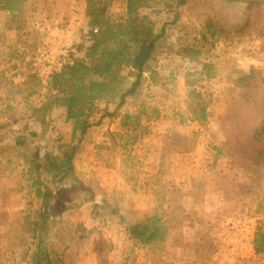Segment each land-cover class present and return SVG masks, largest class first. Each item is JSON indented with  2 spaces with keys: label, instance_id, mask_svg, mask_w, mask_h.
Returning <instances> with one entry per match:
<instances>
[{
  "label": "rangeland",
  "instance_id": "1",
  "mask_svg": "<svg viewBox=\"0 0 264 264\" xmlns=\"http://www.w3.org/2000/svg\"><path fill=\"white\" fill-rule=\"evenodd\" d=\"M126 1L117 0L113 9L121 10L120 5ZM165 1L155 0L144 12L155 16L157 10L167 8ZM86 5L87 0H0V124L9 123L0 129V264H31L30 255L40 235L34 223L41 218L42 199L31 187L27 174L23 177L28 165L21 176L18 162L22 157L31 158L44 136L39 130L38 135L31 136L30 131L36 127L29 123L27 145L15 144L16 135L23 134L21 129L27 121L24 107L27 111L30 108L27 101L21 105L24 97L31 105L40 103L43 99L37 93L46 94L49 79L32 72L28 60L49 48L53 72L63 60L64 43L84 44ZM248 20L264 30V0H189L179 21L166 26V51L150 63L162 81L153 84L150 71H144L150 83L146 81L140 95L130 97L124 105L147 110L151 118L146 114L139 121L133 118L131 127L114 131L121 135L105 134L106 139L115 140L112 145L86 147L78 169L75 164L77 180L55 188L52 209L58 214L48 222L45 236L53 246L57 264H264V252L256 253L252 243L257 226L264 228V180L251 183V175L220 148L213 137V126L205 125L189 109L188 92L186 98L180 97L184 87L189 90V73L200 68L202 62L214 61L219 74L205 81L204 96L210 99L212 87L216 98L211 105L212 117L224 116L225 127L221 126L219 137L233 134L238 94L231 95L226 87L230 70H249L253 65L264 72V36L250 30ZM178 47L197 50V58L177 54ZM179 68L185 76L183 83L178 82ZM19 74L26 79L13 80ZM124 74L129 76L127 70ZM7 88L10 93H6ZM29 90L38 92L31 98L26 95ZM16 98H21L18 104ZM160 108L168 110L162 113L163 118L157 112ZM247 115L245 109L243 121ZM99 116L100 110L95 117ZM68 122L73 130V122ZM102 123L89 129L77 154L84 140L93 138ZM57 133L60 135L59 129ZM193 133L197 139L190 151L169 152L165 146L166 137ZM45 138L49 148L56 151L57 143L49 136ZM9 156L13 161L7 159ZM93 156L109 160L126 183L120 187V181L116 185L103 184L96 169L88 165ZM83 166L86 169H81ZM21 177L32 193L22 189ZM196 183L204 189L201 200L196 197ZM102 199L105 206L100 205ZM113 204L128 222L163 213L170 225L167 239L151 245L140 242L112 213ZM204 241H212L216 250L206 255L196 243Z\"/></svg>",
  "mask_w": 264,
  "mask_h": 264
},
{
  "label": "trees",
  "instance_id": "2",
  "mask_svg": "<svg viewBox=\"0 0 264 264\" xmlns=\"http://www.w3.org/2000/svg\"><path fill=\"white\" fill-rule=\"evenodd\" d=\"M116 1L87 0L85 15L87 25L90 27L89 35L93 39L92 45L86 48L83 55L74 56L73 63H65L60 69L53 70L45 86L47 89L45 101L39 105L32 104L29 112L23 114L27 119L21 129L23 134L16 135L15 145L25 147L28 143L25 134L31 123L36 127L30 131L31 136L38 135L39 130L40 136H49L57 143V150L55 151L54 147L50 148L44 157L39 156L37 149L27 167V179L36 195L42 199L41 218L34 223L35 231H40V235L37 248L30 255L31 264H57L53 257V246L48 236H45L48 222L52 216L58 214V211L53 213L52 209V201L56 197L55 188L66 181L77 180L74 160L80 142L89 129L101 124L106 117L118 116L120 109L130 97L140 95L147 81L144 71H150L153 84L157 85L162 81L159 72L155 71L150 63L156 61L166 51L163 43L168 35L166 26L179 21L183 7L189 0H167L165 1L167 8L157 10L155 16H152V12H144V8L152 7L155 0H127L125 4L120 5L121 10H114L113 5ZM166 12L170 14L163 16ZM159 22L162 23L160 27ZM252 24L253 22L248 20L249 29L255 31L258 36H264V30ZM79 48L83 50L84 44H80ZM176 53L192 60L198 55V51L191 47H178ZM217 68L214 61L207 60L202 62L199 69L196 68L189 73V109L205 125L213 126V137L220 148L251 175V183L260 184L264 180V72L253 65L249 70L243 67L230 70L231 76L226 87L231 95L238 94L235 104V110L238 112L237 122L232 127L233 134L228 133L221 138L219 137L221 126L225 127L224 116L220 114L216 118L212 117L208 108L215 104L216 98L213 97V90L208 100L203 92L206 87L205 81H210L219 74ZM128 69L129 76H125L124 72ZM130 77L132 79L128 83L127 78ZM36 92L38 91L30 90L29 96ZM239 94L241 101H238ZM102 100L114 101L117 106L113 111L108 105L101 108ZM55 108H64L65 120L73 122V141L70 143H63L60 138L62 136L50 126L49 116ZM245 109L248 115L243 121ZM99 110L100 116L95 117ZM133 118L139 121L141 112L127 113L124 118L125 127L132 126ZM217 120H220V123ZM8 125V122H2L0 129H5L4 127ZM196 136L193 133L177 138L166 137L165 146L169 152L190 151L195 147ZM4 138L6 139L2 134V139ZM12 148L16 150L15 147ZM7 159L13 161L10 156ZM196 188L197 200H201L204 194L203 186L196 183ZM100 205H106L105 199H102ZM111 211L126 223L129 233L140 242L151 245L167 239L170 225L163 213L156 212L143 220L128 222L116 205L113 204ZM196 243L206 255L216 250L212 241ZM252 243L256 253L264 252L262 225L257 226Z\"/></svg>",
  "mask_w": 264,
  "mask_h": 264
},
{
  "label": "crops",
  "instance_id": "3",
  "mask_svg": "<svg viewBox=\"0 0 264 264\" xmlns=\"http://www.w3.org/2000/svg\"><path fill=\"white\" fill-rule=\"evenodd\" d=\"M155 61V60H153ZM199 69V68H198ZM130 69H128L127 71L129 72ZM179 74L177 73L178 75V82L180 83H183V80H185V76L183 75V69L179 68ZM173 71V70H172ZM173 75V74H172ZM176 75V74H175ZM26 78L23 77V76H19V75H14L13 76V80L15 81H18L20 80L21 81H24ZM13 80H10V81H13ZM177 81V80H176ZM150 83V80L147 81V83ZM18 85V84H16ZM214 85V84H212ZM154 86V85H152ZM166 87V85L164 86ZM9 89L10 88H7L6 89V93H10L9 92ZM187 87H184V90L182 91V95L180 96L181 98H186V95H187ZM213 90V88L211 87L209 91ZM30 91V90H29ZM28 91V92H29ZM37 93V92H36ZM36 93H32L30 94V97L32 98L33 95H35ZM39 94V97L43 100L40 101V103H34V105H39V104H42L44 101H45V95H42L41 96V92L37 93ZM26 95H29V93H26ZM22 97H24L22 95ZM35 97V96H34ZM18 99H21V98H18ZM17 98L15 99L17 101V104L19 103ZM26 99V100H25ZM24 101H27L25 103H27L28 105V108L29 106H31V104L29 103V100L27 98L24 97V100L22 101V104L21 105H24ZM101 104V108H104L106 107L107 105L109 106V109L111 111H113L116 106H117V103H115L114 105L112 103L108 104V102L106 100H102L100 102ZM126 106L122 107L120 109V112H119V115L116 116V117H106L107 119H104V124L102 123V125L97 128V131L94 133L95 135L93 136V138H89L88 141H85L81 144L79 150H78V154L77 156L75 157V160H74V164H76V167L78 169V165L80 164L81 162V155L83 153V150L86 148V150H89V148H93L92 146H95L97 143L99 144V148H103V146H106V145H112V143H115V140L113 141H110L109 138L106 139V135H109L111 132H113L114 135H121L122 133L118 132V133H114V131H119L122 129H125V128H128V127H125V124H124V118H125V115L127 113H137L138 111L135 110L136 108H125ZM161 109V108H160ZM28 109L24 107V113L26 112H29L27 111ZM209 111H211V106L208 108ZM139 112H141V116H146L148 118H151L149 115H150V112H147V110L145 111L144 109H140ZM160 115H162V118L164 117L162 113H167L168 110L165 109V110H162L161 109V112L160 111H157ZM22 113V112H21ZM101 114V112H100ZM146 114V115H145ZM158 114V115H159ZM171 115V114H170ZM49 118L51 119L50 121V126L52 128H56L57 130L59 129V132H60V135L62 136V142L63 143H69L71 141V137H72V133H73V130L71 129V123L66 121L65 120V110L64 108H55L53 109V111L51 112ZM4 117L1 119L3 120ZM66 130V131H65ZM107 140V141H105ZM23 156V155H22ZM32 157L31 158H28V157H22V159L20 160V162H18V165H19V169H22L20 170V174L22 176V172H23V167L28 165V163L31 161ZM95 164H99L97 166H95ZM88 165L90 167H93L94 169H96V173L98 175V177L103 180V184L105 185H110L111 182H113V184L111 185H116V183L118 181H120L121 183L119 184V187L122 186L121 184L122 183H126V180L120 176H117V171L114 169V167H112V165L110 164V161L109 160H96L94 158V156L92 158H90L88 160ZM104 165H108V166H104ZM81 169H86V167L83 166V168ZM27 168H26V171L25 173L23 174V177L27 174ZM119 175V174H118ZM109 180V181H108ZM20 185H23L22 186V189L29 192V193H32L33 192V189H31L30 187L27 186L26 184V180L23 179L22 177L20 178V182H19Z\"/></svg>",
  "mask_w": 264,
  "mask_h": 264
},
{
  "label": "built area",
  "instance_id": "4",
  "mask_svg": "<svg viewBox=\"0 0 264 264\" xmlns=\"http://www.w3.org/2000/svg\"><path fill=\"white\" fill-rule=\"evenodd\" d=\"M90 27H85V40H84V49L80 50L79 46H76L70 42H66L63 44V52L64 57L58 67L55 69H60L65 63H73L74 56L83 55L85 53L86 48L90 47L93 43L92 37L89 35ZM29 57V56H28ZM27 57V58H28ZM52 52L49 48L41 50V52L37 53L34 59L28 60L31 63V71L40 75L44 79H49L50 74L52 72ZM19 76H21L19 74ZM49 141L47 138L42 137L38 141V154L40 157L46 156L49 151Z\"/></svg>",
  "mask_w": 264,
  "mask_h": 264
}]
</instances>
